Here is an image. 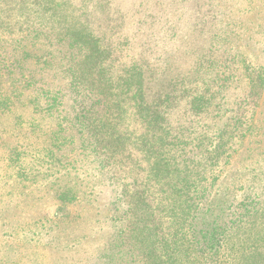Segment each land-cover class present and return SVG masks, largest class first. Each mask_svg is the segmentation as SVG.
Returning a JSON list of instances; mask_svg holds the SVG:
<instances>
[{"label": "rangeland", "instance_id": "1", "mask_svg": "<svg viewBox=\"0 0 264 264\" xmlns=\"http://www.w3.org/2000/svg\"><path fill=\"white\" fill-rule=\"evenodd\" d=\"M68 23L101 48L94 63L104 66L102 86L114 92L137 69L153 81L149 99L172 80L181 93L205 42H219L214 58L229 89L207 96L212 105L199 116L173 111L165 146L191 150L178 154L179 164L217 146L216 182L203 205L226 210L208 222L244 223L226 239L227 251L240 244L233 258L264 264V0H0V264H111L127 227L119 187L94 181L97 165L81 156L93 144L77 125L68 57L56 39L72 31ZM43 90L59 100L38 95ZM51 150H61V161ZM40 166L35 178L19 173Z\"/></svg>", "mask_w": 264, "mask_h": 264}, {"label": "trees", "instance_id": "2", "mask_svg": "<svg viewBox=\"0 0 264 264\" xmlns=\"http://www.w3.org/2000/svg\"><path fill=\"white\" fill-rule=\"evenodd\" d=\"M67 28L78 29L70 23ZM72 31L56 39L68 57L65 74L68 89L79 107L77 125L93 144L90 149L85 147L81 156L90 155L97 165L92 179L106 183L104 179L108 178L111 185L119 187L118 196L125 203L127 227L117 236V241L124 244L116 245L111 264H242L231 256L240 244L228 252L225 242L244 223L222 219V227L217 228L216 220L208 222V219L226 208L219 207L214 212L203 205L206 198L203 194L216 182L213 175L217 166L213 163L218 159L217 146L211 151L199 149L197 160L182 164L176 162V157L178 154L186 157L191 150L186 146L183 149L165 146L171 139L173 111L199 116L212 105L204 104L207 96L212 99L214 94L229 89V76H224V66L214 58L219 42H205L203 57L197 60L195 70L187 78L192 82L190 85L182 82L181 93L175 91L180 82L172 80L167 90L162 91L164 81H161L162 87L149 99L145 95L153 91V81L137 69L122 84L112 85L114 92L102 86L99 74L104 73V66L94 63V56H101V48L94 38L96 45L93 43L90 34L77 35L80 30ZM89 63H94L92 71ZM207 65V73L203 74V66ZM96 67L99 70L95 73ZM49 94L59 100V94L53 90H43L38 95ZM124 94L127 96L121 99ZM42 105L37 103V107ZM60 151L51 150L50 159L61 161ZM42 170L40 166L35 172L20 170L19 173L23 178H35ZM206 225L215 228L209 232ZM124 245L130 247L126 256L119 251Z\"/></svg>", "mask_w": 264, "mask_h": 264}]
</instances>
